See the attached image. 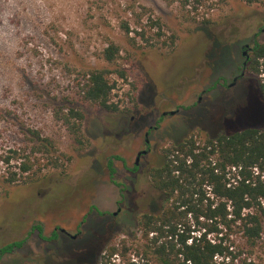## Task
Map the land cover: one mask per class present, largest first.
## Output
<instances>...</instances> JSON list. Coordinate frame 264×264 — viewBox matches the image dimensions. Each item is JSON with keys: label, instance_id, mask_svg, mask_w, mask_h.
Segmentation results:
<instances>
[{"label": "rangeland", "instance_id": "rangeland-1", "mask_svg": "<svg viewBox=\"0 0 264 264\" xmlns=\"http://www.w3.org/2000/svg\"><path fill=\"white\" fill-rule=\"evenodd\" d=\"M255 41L264 0H0V249L22 242L0 264H100L111 245L129 247L121 264H154L139 219L167 205L150 179L164 148L264 127V74L244 69ZM96 68L112 109L84 98Z\"/></svg>", "mask_w": 264, "mask_h": 264}, {"label": "trees", "instance_id": "trees-1", "mask_svg": "<svg viewBox=\"0 0 264 264\" xmlns=\"http://www.w3.org/2000/svg\"><path fill=\"white\" fill-rule=\"evenodd\" d=\"M257 1L247 0L249 4ZM250 50L244 69L264 74V44L255 41ZM103 55L113 63L120 56V48L111 43ZM115 85L107 68L93 69L84 98L112 109ZM78 118L83 114L74 110L65 115L81 142ZM164 157L161 166L150 169V179L165 195L167 205L161 212L144 213L139 219L146 239L143 256L154 264H261L260 250L256 249L264 233V127L220 133L207 137L202 146L193 136L187 137L164 148ZM108 167L114 175L112 160ZM30 168L26 162L22 166L24 172ZM236 228L242 233L243 246L230 239ZM56 236L55 232L50 240ZM21 244L3 246L0 257ZM128 252V246L119 250L111 245L100 264H121ZM115 256L121 257L120 262Z\"/></svg>", "mask_w": 264, "mask_h": 264}, {"label": "flooded vegetation", "instance_id": "flooded-vegetation-1", "mask_svg": "<svg viewBox=\"0 0 264 264\" xmlns=\"http://www.w3.org/2000/svg\"><path fill=\"white\" fill-rule=\"evenodd\" d=\"M243 48H244V50H243V54L246 55V53H247V49H248V48H247L246 45L243 46ZM246 58H247V57H246ZM244 66H246V62H244ZM244 74H245V73L242 72L241 75L235 77V78H234V81L232 82V84H230V86L235 85V84L237 83L238 79L241 78V77H243ZM148 142H149V141H147V143H148ZM147 151H148V150H147ZM142 155H143V154H142ZM62 231H63L64 233H66V235L70 236L72 239H76V238H77V236H76V237H73V235L69 234L65 229H62Z\"/></svg>", "mask_w": 264, "mask_h": 264}, {"label": "water", "instance_id": "water-1", "mask_svg": "<svg viewBox=\"0 0 264 264\" xmlns=\"http://www.w3.org/2000/svg\"><path fill=\"white\" fill-rule=\"evenodd\" d=\"M246 46H247L248 49H250L249 45H246ZM176 112H177L176 110H172L170 113H171V114H175ZM147 152H148L147 150H142V151H140V152L138 153V159H139V157H140L142 154H146ZM114 214L117 215V214H118V211H116ZM73 237H76V235H73Z\"/></svg>", "mask_w": 264, "mask_h": 264}]
</instances>
